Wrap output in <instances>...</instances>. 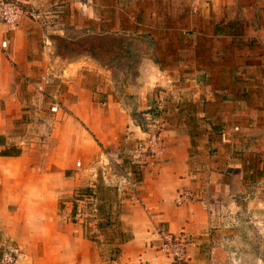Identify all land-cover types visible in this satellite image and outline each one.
I'll list each match as a JSON object with an SVG mask.
<instances>
[{
	"label": "crops",
	"instance_id": "1",
	"mask_svg": "<svg viewBox=\"0 0 264 264\" xmlns=\"http://www.w3.org/2000/svg\"><path fill=\"white\" fill-rule=\"evenodd\" d=\"M115 1L21 0L32 7L18 26L0 22V230L22 249L10 221L27 231L29 208L51 210L61 183L67 193L88 187L113 214L111 264L162 263L157 228L188 235L187 264H235L245 252L230 244L243 219L264 241V0H199L195 13L190 0ZM109 38L119 52L108 54ZM155 128L163 151L132 177L131 192L109 156ZM69 139L72 157L89 161L83 170L59 159ZM184 190L192 200L177 205ZM56 230L49 222L42 249L20 250L13 264H55L46 256L59 253L50 249ZM239 257L264 264L261 252Z\"/></svg>",
	"mask_w": 264,
	"mask_h": 264
},
{
	"label": "rangeland",
	"instance_id": "2",
	"mask_svg": "<svg viewBox=\"0 0 264 264\" xmlns=\"http://www.w3.org/2000/svg\"><path fill=\"white\" fill-rule=\"evenodd\" d=\"M10 1H16L25 11L29 7H32L24 4L21 0ZM88 1L90 4H94V2L103 0ZM105 2L108 5L116 4L115 0H105ZM108 43L109 46H111V48L109 47L108 49L109 55L119 52L115 49V40L109 38ZM46 77L53 79V76ZM35 80L37 81L38 79ZM50 97L51 95L47 94L46 99ZM145 130L148 132V127L145 128ZM64 145V149L61 148L59 151V159L70 161V168L76 171L83 170L89 161H84V159L80 158L78 155H75V158L72 157L73 154L69 153L71 150V139H69V141L65 140L62 146ZM83 147V143H80V145L75 144L77 150L83 149ZM129 150V148L127 149L125 147L118 148L115 154L119 158L118 161L113 156H109L107 167L111 173L120 176L130 171L132 166L126 158ZM82 155L81 153V156ZM78 162H80V166L77 167L76 164ZM67 176V173H65V177ZM60 184L55 190V204L53 203L51 210L38 205L29 208L27 231L20 228L19 224L21 222L18 220L15 219L10 221L15 231L19 234H24L27 240V242L22 245V249H19L14 242H11L8 238L3 236V232L0 230V257L3 259L4 264H13L15 260L20 257V250L28 249L29 253L32 254L33 252L31 249H42L41 240L43 239L44 233L49 228V222L57 225V230L49 238L51 244L50 249H59V253L58 255L46 257L55 262V264H111L115 262L119 249L117 245L119 244V239H117V230L119 228L116 225V220H111L110 224L101 222L103 217L108 215L114 217L113 214H110L111 212L107 208L100 207L99 200L96 199L94 194L92 195L87 190L88 187L79 188L75 192L67 193V187L60 186ZM112 195V191H104L103 199L109 204ZM37 197H40V194H38ZM98 208H101V212ZM99 223H104L105 226L99 228ZM3 226H5V223L0 221V227ZM68 232L75 235V239L67 238L66 234ZM236 232L238 238L234 239V242L230 244V249L242 250L245 253H243V255L237 254L234 256L236 258L235 264H238L237 261L243 260V258L239 256L251 257V259H253L259 252L264 254V241H261L256 226L253 222H250L248 218L246 221L243 219L240 224H238ZM125 234L127 235V232H125ZM32 239L38 243V245L32 243ZM151 241L158 242L156 249L159 251V249H161V241L155 237ZM211 247L215 248V241L208 246L210 255L212 254ZM212 261L211 263L214 264ZM185 264H187L186 261ZM251 264H254L252 260Z\"/></svg>",
	"mask_w": 264,
	"mask_h": 264
},
{
	"label": "built area",
	"instance_id": "3",
	"mask_svg": "<svg viewBox=\"0 0 264 264\" xmlns=\"http://www.w3.org/2000/svg\"><path fill=\"white\" fill-rule=\"evenodd\" d=\"M199 0H190V10L195 13L198 8ZM27 12L16 2L10 0H0V22L5 26L8 31H13L19 24L21 18L25 16ZM8 47V42L6 40L0 41V49L2 52L6 51ZM151 109L155 110V114H150L147 116L149 119H153L156 114L161 110L158 103L155 102ZM57 107L54 105L49 107L51 113H55ZM233 132H237L238 128L232 129ZM230 137V133L224 134ZM163 151L162 140L159 136L158 129L147 133V137L144 141L135 143L134 147L127 152V160L129 161L132 168L136 170L135 174L130 171L123 174L121 181L125 183L129 191H133L135 187V182H132V177H134L137 172V176L141 174V167L146 164L148 159L159 156ZM117 161L119 160L117 155L113 156ZM79 166V163L76 164ZM192 200V195L190 191H182L177 194L175 203L177 205L190 202ZM156 239L161 241V252L163 256V261L161 264H185L187 247L190 243L188 235L184 231H180L175 234H170L161 228L155 229L153 233Z\"/></svg>",
	"mask_w": 264,
	"mask_h": 264
},
{
	"label": "trees",
	"instance_id": "4",
	"mask_svg": "<svg viewBox=\"0 0 264 264\" xmlns=\"http://www.w3.org/2000/svg\"><path fill=\"white\" fill-rule=\"evenodd\" d=\"M22 7V6H21ZM23 8V7H22ZM152 107H150L149 109H148V113L149 114H155V110L154 109H151ZM141 115H137V119H135V122L137 123V125H139L140 126V128L141 129H143V130H145V126H144V124H143V122L140 120L141 119ZM124 163V162H123ZM98 210L100 211L101 210V208H98ZM101 212V211H100ZM104 212V211H103ZM104 220V221H103ZM103 220L101 221V222H105V223H107V224H110L109 223V217L108 216H106L105 218L103 217ZM105 226V224L104 223H99L98 224V227L99 228H101V227H104ZM126 238H127V236L126 235H120V239H121V242H124V241H126Z\"/></svg>",
	"mask_w": 264,
	"mask_h": 264
}]
</instances>
